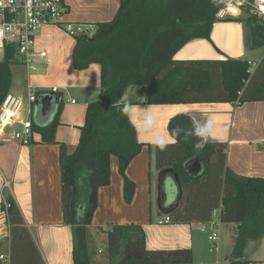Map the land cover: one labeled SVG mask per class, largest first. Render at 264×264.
<instances>
[{
    "label": "trees",
    "instance_id": "1",
    "mask_svg": "<svg viewBox=\"0 0 264 264\" xmlns=\"http://www.w3.org/2000/svg\"><path fill=\"white\" fill-rule=\"evenodd\" d=\"M219 5L217 0H119L111 20L95 23L90 35L75 36L72 66L84 70L91 63L100 65V98L86 105L74 150L67 153L60 144V202L63 223L72 231L73 264H93L88 228L97 190L110 181L111 157L118 161L124 201L130 203L133 198L135 183L125 171L145 143L138 141L128 117L130 105L264 101V59L252 71L246 59H174L191 39L210 40L212 25L220 21L215 17ZM245 20L252 45H260L264 23L255 16ZM12 57L8 54L0 61V103L11 86ZM133 85L146 86L143 101L124 100ZM59 99L51 121L41 114L39 105L32 114V130L41 135L43 143L55 142L62 107ZM168 129L174 141L163 150L155 144L154 160L161 170V204L168 199V177L176 185L172 192L176 199L166 210L170 223L208 222L212 210L221 206L220 222L238 225L229 264H249L242 254L246 241L264 233V178L230 169L226 143L205 142L197 149L203 138L187 115L172 117ZM196 159L200 169L193 172ZM6 203L8 207L2 203L1 209L9 226L11 264H42L21 213L13 201ZM104 233L107 264L192 262L189 248L147 249L140 224H114Z\"/></svg>",
    "mask_w": 264,
    "mask_h": 264
},
{
    "label": "crops",
    "instance_id": "2",
    "mask_svg": "<svg viewBox=\"0 0 264 264\" xmlns=\"http://www.w3.org/2000/svg\"><path fill=\"white\" fill-rule=\"evenodd\" d=\"M64 3L68 9L65 22L71 23L78 33L87 34L93 32L95 23L111 20L119 6V0H64ZM245 18L215 22L210 40L191 39L175 53L174 59L234 58L258 63L264 59V39L260 45H252ZM37 33L34 49L37 54L46 52V56L35 55L33 62L41 66L43 73L27 75L25 84H13L11 81L9 92L26 99L28 81H40L31 85L39 93L53 92L52 88H56L53 93L59 96L62 107L59 124L54 131V143L41 142V135L34 130L28 145L18 143L9 131L0 141V255L9 257L10 253L9 226L1 209L2 203L10 200L21 213L42 264H73L72 231L63 223L61 211L59 151L60 144L65 145L67 153L74 150L79 140V127L84 124L86 105L100 98V65L91 63L84 70H75L71 61L74 37L51 26L43 27ZM59 34L62 35L60 38ZM142 91L144 96L138 101L145 99L146 86L139 92ZM55 106L53 102L52 111L44 115L48 116V121L54 116ZM36 108L37 104H32V114ZM177 115H187L197 130L210 125L211 132L202 136L203 140L226 143V165L234 172L264 178V101L240 105L227 102L132 104L128 108V117L134 125L138 141L145 143L125 171L135 183V192L131 202L126 203L118 161L116 157H111L110 181L97 190V205L88 228L89 239L92 232H104L111 225L136 223L144 230L147 249L189 248L192 252L189 264H229L230 256L223 255L222 263H219L218 249L215 253L207 250L210 232L213 228L219 231V227L226 224L219 218L188 224L160 225L156 222L166 215L176 195L161 204V170H156L154 174L151 171L154 141H174L168 124ZM152 185L155 186L154 192L151 191ZM229 229L231 232L233 228ZM208 253L216 255L215 263ZM252 254L247 256L244 253L243 258L249 260V264H264V255ZM95 261L107 264L106 258L95 256Z\"/></svg>",
    "mask_w": 264,
    "mask_h": 264
},
{
    "label": "built area",
    "instance_id": "3",
    "mask_svg": "<svg viewBox=\"0 0 264 264\" xmlns=\"http://www.w3.org/2000/svg\"><path fill=\"white\" fill-rule=\"evenodd\" d=\"M217 2L220 4L215 13L218 20L255 16L264 23V0H217ZM67 10L64 0H0L1 58L11 54L13 56L11 60L16 58V62L24 65L27 71H36L34 56L38 55L41 58L46 56V52L37 54L34 49L35 33L38 30L47 26L56 27L74 38L85 33H78L71 23L65 22ZM248 66L249 71H252L257 63L249 61ZM52 91L55 92L56 88H52ZM39 94L42 93L28 81L26 99L11 92L4 96L0 103V141L3 140L6 131H9L12 138L21 145L30 144L33 134L32 104ZM22 104L26 105L24 113L20 112ZM4 205L8 207L6 202ZM220 210L221 206L213 209L211 219L219 218ZM167 223H170L168 215L157 220V224L160 225ZM207 239L209 251L215 253L219 244V231L213 228ZM0 264H11L9 257L0 255Z\"/></svg>",
    "mask_w": 264,
    "mask_h": 264
},
{
    "label": "rangeland",
    "instance_id": "4",
    "mask_svg": "<svg viewBox=\"0 0 264 264\" xmlns=\"http://www.w3.org/2000/svg\"><path fill=\"white\" fill-rule=\"evenodd\" d=\"M38 33L36 32V34H38ZM61 36L62 35L59 34V38ZM1 59L2 58L0 56V60ZM35 67L37 68L36 69L37 71H27L25 69L24 65L16 62V58L14 60H12V62L10 64L12 83L13 84H25V79L27 78V75H28V77H30V76H36L38 73L39 74L43 73L41 66L35 65ZM30 83L31 84H37V83H40V81L39 82H35V81L31 82L30 81ZM133 88L135 89V91ZM143 89H144L143 85H133L131 87V89H129V91L126 92V101H133L135 99H137V100L142 99L144 96V91H142V92H139V91L143 90ZM124 99H125V97H124ZM25 106H26L25 104H22V107L20 109L21 113H24ZM194 162L199 163V161L197 159L194 160L192 162V164ZM156 170H158V169L155 166V160H154V164H152V169H151L152 174H154V172ZM167 182L170 184V186H167L166 192H167V197L170 198V197H172V192H176V185H175L174 181L172 180V178L168 177ZM152 187L153 188L151 189V191L154 192L155 186L152 185ZM156 197H157V195H156ZM152 198H153V196H152ZM156 222H157V220H156ZM224 226H226V227H224ZM230 227L233 228L231 230V232L229 229ZM237 229H238V225H235L233 223H226L222 227H219V245H218V247H219L218 253L220 254L219 263H222L221 258L223 255L228 257L232 254L233 249H234V245H235V234H236ZM210 234H211V232H210ZM91 235H92V237L89 239V253L91 255L92 261L94 263L96 262L95 264H97V261H95V256H98L99 258H105V233L99 231V232H92ZM208 247H207V250H208ZM98 251H100V253ZM244 253L247 256H250L252 253H254V255L256 253H259L260 255H264V233L262 235H260L256 240L248 239L246 241L244 248H243V253H242L243 257H244ZM208 254H209V257L211 258L212 262L215 263V261H217L216 255L210 254V253H208Z\"/></svg>",
    "mask_w": 264,
    "mask_h": 264
},
{
    "label": "water",
    "instance_id": "5",
    "mask_svg": "<svg viewBox=\"0 0 264 264\" xmlns=\"http://www.w3.org/2000/svg\"><path fill=\"white\" fill-rule=\"evenodd\" d=\"M59 98L55 93L48 92L45 94H39L37 100L35 101V104L40 106L41 113L43 115H47L52 111V104ZM200 169L199 163H193L192 164V170L193 172H197Z\"/></svg>",
    "mask_w": 264,
    "mask_h": 264
},
{
    "label": "clouds",
    "instance_id": "6",
    "mask_svg": "<svg viewBox=\"0 0 264 264\" xmlns=\"http://www.w3.org/2000/svg\"><path fill=\"white\" fill-rule=\"evenodd\" d=\"M210 132H211L210 125H206L203 129L197 130V134L201 135V136H207L210 134ZM205 142H206L205 140H202L200 143L196 144L197 149L203 148ZM154 143L156 144L157 147H159L162 150L167 145V141L163 140V139H158V140L154 141Z\"/></svg>",
    "mask_w": 264,
    "mask_h": 264
}]
</instances>
